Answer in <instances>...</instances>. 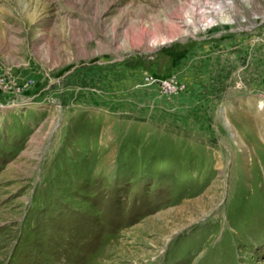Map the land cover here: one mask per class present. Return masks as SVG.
<instances>
[{"label":"rangeland","instance_id":"1","mask_svg":"<svg viewBox=\"0 0 264 264\" xmlns=\"http://www.w3.org/2000/svg\"><path fill=\"white\" fill-rule=\"evenodd\" d=\"M0 264H264V0H0Z\"/></svg>","mask_w":264,"mask_h":264},{"label":"bare ground","instance_id":"2","mask_svg":"<svg viewBox=\"0 0 264 264\" xmlns=\"http://www.w3.org/2000/svg\"><path fill=\"white\" fill-rule=\"evenodd\" d=\"M217 194V193H216Z\"/></svg>","mask_w":264,"mask_h":264}]
</instances>
